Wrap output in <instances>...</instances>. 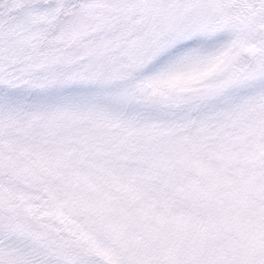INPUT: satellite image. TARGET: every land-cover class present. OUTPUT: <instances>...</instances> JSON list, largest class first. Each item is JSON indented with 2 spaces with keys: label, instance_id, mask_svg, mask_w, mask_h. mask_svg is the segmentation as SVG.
<instances>
[{
  "label": "snow or ice",
  "instance_id": "1",
  "mask_svg": "<svg viewBox=\"0 0 264 264\" xmlns=\"http://www.w3.org/2000/svg\"><path fill=\"white\" fill-rule=\"evenodd\" d=\"M0 264H264V0H0Z\"/></svg>",
  "mask_w": 264,
  "mask_h": 264
}]
</instances>
